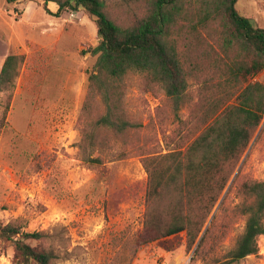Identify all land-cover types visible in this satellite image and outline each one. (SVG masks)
Masks as SVG:
<instances>
[{
	"label": "rangeland",
	"instance_id": "obj_1",
	"mask_svg": "<svg viewBox=\"0 0 264 264\" xmlns=\"http://www.w3.org/2000/svg\"><path fill=\"white\" fill-rule=\"evenodd\" d=\"M104 1L119 24L143 16L144 0ZM47 9L40 2L0 0V69L9 55L23 58L2 125L6 94H0V224L16 222L23 231L41 232V245L54 253V264H203L192 259L184 233L142 247L136 239L145 211L143 159L183 149L196 127L193 113L213 94L204 80L221 81L212 74L217 65L212 29L200 36L187 24L173 29L171 42L192 69L186 103L178 110L161 88H146L139 74L126 76L123 109L140 127L123 135L97 129L95 155L103 165L90 166L78 145L81 129L103 113L98 97L88 115L83 110L87 77L96 62L91 55L99 42L96 27L82 9L59 17L53 15L54 3ZM236 9L264 28V1L238 0ZM198 39L208 46H198ZM207 49L213 58L200 60L198 52ZM254 81L264 84V71ZM237 172V183L264 181V121ZM236 182L229 185L211 232L212 254L218 257L234 247L244 229L245 220L233 211L240 203ZM258 248V255L238 264H264V237ZM0 264H14L11 249L0 248Z\"/></svg>",
	"mask_w": 264,
	"mask_h": 264
},
{
	"label": "trees",
	"instance_id": "obj_2",
	"mask_svg": "<svg viewBox=\"0 0 264 264\" xmlns=\"http://www.w3.org/2000/svg\"><path fill=\"white\" fill-rule=\"evenodd\" d=\"M27 1L40 2L46 11L54 3L56 17L82 9L96 27L99 42L91 50L96 62L87 77L83 110L88 115L98 97L103 113L81 129L78 145L82 161L90 166L103 165L101 156L95 155L97 129L123 135L140 127L128 120L123 109L126 76L139 74L146 88H161L178 110L186 103L192 69L171 42L173 29L187 24L199 36L200 31L209 34L212 29L217 62L212 74L221 81L209 85L214 80H204L213 94L193 113L196 127L190 142L183 149L148 153L143 159L145 211L136 243L142 247L184 233L192 259L203 264H238L258 255V240L264 237V181L236 180L238 164L264 121V84L254 81L264 71V28L237 11L238 0H144L143 16L128 25L108 15L104 0ZM197 43L208 46L202 39ZM207 51H199L197 57L213 58ZM22 63V57L9 55L1 66L0 94H6L1 125ZM235 182L240 203L233 211L245 220L244 229L234 247L218 257L212 254L211 232L229 185ZM44 237L41 232L23 231L16 222L0 224V248L13 251L14 264H54V253L41 245Z\"/></svg>",
	"mask_w": 264,
	"mask_h": 264
}]
</instances>
